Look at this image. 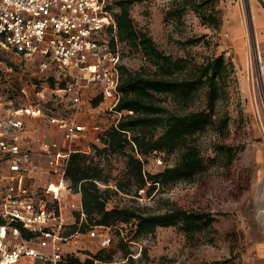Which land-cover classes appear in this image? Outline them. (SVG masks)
I'll return each mask as SVG.
<instances>
[{"label": "rangeland", "instance_id": "obj_1", "mask_svg": "<svg viewBox=\"0 0 264 264\" xmlns=\"http://www.w3.org/2000/svg\"><path fill=\"white\" fill-rule=\"evenodd\" d=\"M170 2H133L129 6L131 20L165 54L188 56L195 61L210 54L223 55L230 68L226 100L219 103L229 116L226 134L219 138L210 131L199 135L197 143L205 169L192 181L155 189L148 196L145 192L148 184L138 191V197L115 188V183L126 182L124 155L109 152L95 155L90 149L85 151V161L96 162L107 176L108 186L113 190L106 203L108 209L138 206L155 212L168 200L181 208H200L211 212L213 229L188 236L173 226L156 227L151 233L134 237L131 222L119 223L109 227L111 243L105 251L111 253L114 260H121L118 245L119 239L123 238L138 264H245L247 244L255 239H264V226L261 224L264 223V97L254 52V49L257 50L264 61V27L255 25L256 15L264 14V0H215L214 8L219 20L217 28L207 25L189 10H185L180 21L165 23L163 13ZM200 35L208 43L200 41L184 47L178 43L186 37ZM120 51V63L128 71L154 69L147 58L128 45L122 43ZM11 57L0 52V61H3L0 62V100L17 106L26 102L27 98H36L31 89L27 91V97L20 93L22 81L35 76V67L23 61L16 65ZM9 67L10 70L7 69ZM162 103L174 106L169 98ZM84 109L85 117L99 124L101 129L109 126L114 118V114L107 112L103 104L93 107L85 102ZM50 127L51 124L40 122L32 131L48 134ZM217 140L235 149L232 161L226 167L222 165L220 155L211 159L214 156L212 143ZM89 144L83 145V148H92ZM142 159L143 170L157 173L173 164L176 155L152 151ZM99 185L103 188L105 184ZM133 188L134 185H131V190ZM74 222L75 219L69 220L71 224ZM63 249L65 253L80 258L99 250L96 240L87 238L86 230L73 232Z\"/></svg>", "mask_w": 264, "mask_h": 264}, {"label": "built area", "instance_id": "obj_2", "mask_svg": "<svg viewBox=\"0 0 264 264\" xmlns=\"http://www.w3.org/2000/svg\"><path fill=\"white\" fill-rule=\"evenodd\" d=\"M108 4L0 0V52L35 67L20 92L36 95L17 106L0 100V264H62L72 237L62 232L76 214L84 218L65 170L71 153L92 150L83 145H100L104 137L85 117V102L100 97L98 104L114 114L109 125L122 113L115 109L120 58ZM255 59L264 93V62L258 52ZM40 122L51 124L48 134L32 131ZM86 236L98 248L111 243L108 228L98 225Z\"/></svg>", "mask_w": 264, "mask_h": 264}, {"label": "trees", "instance_id": "obj_3", "mask_svg": "<svg viewBox=\"0 0 264 264\" xmlns=\"http://www.w3.org/2000/svg\"><path fill=\"white\" fill-rule=\"evenodd\" d=\"M142 1L147 0H109L107 7L111 9L115 23L119 58L123 43L140 52L154 69L128 71L119 60V99L115 109L122 113L115 125L111 124L103 130L105 143L92 146L95 155L106 152L124 155L126 182L114 185L118 191L135 197L139 196L138 191L147 184L145 192L148 196L155 189L170 188L178 182L192 181L205 169L197 143L198 136L210 131L215 137H223L229 120L227 110L219 106V103L226 100L229 63L222 54L206 55L200 61L188 56L174 57L165 54L131 20L129 6L133 2ZM214 4L215 0H171L169 7L164 10L163 21L178 22L185 10H189L207 25L217 28L219 20ZM108 30L111 31V28ZM202 39L203 35L189 36L178 43L182 47L195 45L200 41L208 43ZM113 44L112 39L111 45ZM165 98H169L174 106L164 105L162 101ZM99 101L100 97L96 96L91 100V105L96 106ZM212 150L214 156L211 159L220 155L224 167L231 163L235 154L232 146L220 140L212 143ZM152 151L175 154L176 159L161 171L150 173L143 170L142 158ZM85 160V152L75 151L70 154L66 166V185L79 194L84 218L78 222L76 214L75 222L67 224L63 235L82 232L93 225L109 229L116 224L129 222L134 226V237L151 233L156 227L173 226L188 236L213 229L211 224L214 217L211 212L200 208H181L168 200L155 212L138 206L108 209L106 203L113 190L108 186L107 176L96 162ZM100 183L105 184L103 188ZM131 185H134L133 190ZM122 239H119L118 245L121 260H114L112 254L105 251L106 248H99L97 252L84 258L65 253L61 263L138 264Z\"/></svg>", "mask_w": 264, "mask_h": 264}, {"label": "crops", "instance_id": "obj_4", "mask_svg": "<svg viewBox=\"0 0 264 264\" xmlns=\"http://www.w3.org/2000/svg\"><path fill=\"white\" fill-rule=\"evenodd\" d=\"M255 25L259 28L264 27V14L259 13L256 15ZM262 39H264V35ZM100 143H105L104 137L100 140ZM261 224L264 226L263 222ZM245 255L247 257L245 264H264V239H255L251 244H247Z\"/></svg>", "mask_w": 264, "mask_h": 264}, {"label": "water", "instance_id": "obj_5", "mask_svg": "<svg viewBox=\"0 0 264 264\" xmlns=\"http://www.w3.org/2000/svg\"><path fill=\"white\" fill-rule=\"evenodd\" d=\"M252 43H254V42H252ZM254 52H255V56H257V51L255 49H254ZM261 91H262V89H261ZM262 94H263V97H264V93L263 92H262Z\"/></svg>", "mask_w": 264, "mask_h": 264}, {"label": "bare ground", "instance_id": "obj_6", "mask_svg": "<svg viewBox=\"0 0 264 264\" xmlns=\"http://www.w3.org/2000/svg\"><path fill=\"white\" fill-rule=\"evenodd\" d=\"M251 9V8H250ZM257 51V50H256Z\"/></svg>", "mask_w": 264, "mask_h": 264}]
</instances>
